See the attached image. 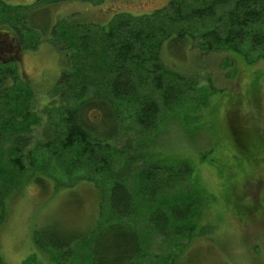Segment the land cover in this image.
Wrapping results in <instances>:
<instances>
[{
    "label": "trees",
    "instance_id": "16d2710c",
    "mask_svg": "<svg viewBox=\"0 0 264 264\" xmlns=\"http://www.w3.org/2000/svg\"><path fill=\"white\" fill-rule=\"evenodd\" d=\"M75 1L93 2L35 0L8 7L0 0L5 22L0 35L14 43L17 57L36 51L35 31L43 27L34 21V11L48 2ZM185 4L172 0L165 12L143 17L120 13L106 28L70 15L58 19L49 34H57L53 44L64 42L53 45L60 75L43 94L44 103L33 83L18 75L13 55L0 61V228L24 175L46 192L57 170L82 169L76 183L88 186L79 192L69 188L64 199L77 203V197L94 194L93 218L81 230L49 225L34 231L32 250L46 261L133 264L146 245L168 247L174 241L185 251L199 237V224L213 201L194 187L185 159L165 156L156 146L158 134L165 132L160 105L176 104L182 93L176 84L193 81L178 68L187 53L195 51L198 62L200 53L220 57L229 52L245 61L249 54L264 57V0ZM43 9L39 16L46 14ZM144 133L149 134L143 139ZM87 170L107 182V198Z\"/></svg>",
    "mask_w": 264,
    "mask_h": 264
},
{
    "label": "rangeland",
    "instance_id": "374dc122",
    "mask_svg": "<svg viewBox=\"0 0 264 264\" xmlns=\"http://www.w3.org/2000/svg\"><path fill=\"white\" fill-rule=\"evenodd\" d=\"M2 1L7 6H20L35 0ZM171 1L93 0L40 5L46 14L39 16L42 10L36 9L33 18L37 26L46 30L35 31L39 44L36 51H23L25 54L16 59L18 75L33 83V90L44 103L47 98L43 94L60 75L53 45L59 47L64 42L53 44L51 39L57 34H49L58 19L70 15L83 23L106 28L117 14L143 17L165 12ZM186 1V6H194L191 0ZM4 27L0 18V29ZM194 52L178 61V68L193 81L176 84V90L180 88L178 94L182 92L176 104L160 105L159 123L164 124L165 132L154 139L162 154L188 162L194 187L213 202L199 224V237L189 241L185 251L175 247L174 241L168 247L149 244L133 264H264V57L256 59L249 54L245 61L229 52L220 57L200 53L198 62ZM131 123L126 121L127 126ZM139 131L134 130L138 134ZM148 134L144 133L143 139ZM84 162H79L83 168ZM88 170L87 174L93 173ZM83 174L82 169H59L54 180L46 184V192L24 175L16 194H12L0 228L3 264H53L46 261L43 253L32 250V235L49 225L78 231L89 223L95 209L94 194L91 198L77 197V203L64 199L69 188L79 192L88 186L76 183L79 181L75 179ZM87 176L92 184L97 182L107 198V182L96 172ZM86 181L87 178L80 183Z\"/></svg>",
    "mask_w": 264,
    "mask_h": 264
},
{
    "label": "flooded vegetation",
    "instance_id": "af4514ba",
    "mask_svg": "<svg viewBox=\"0 0 264 264\" xmlns=\"http://www.w3.org/2000/svg\"><path fill=\"white\" fill-rule=\"evenodd\" d=\"M0 60H3V57H5L6 53L14 55L15 51L12 52V48L8 45L7 38L3 35H0Z\"/></svg>",
    "mask_w": 264,
    "mask_h": 264
}]
</instances>
